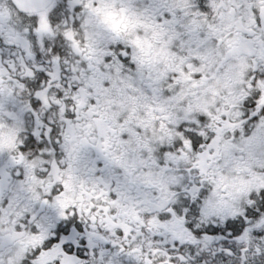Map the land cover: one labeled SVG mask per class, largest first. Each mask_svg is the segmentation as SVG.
Here are the masks:
<instances>
[{"label": "snow or ice", "instance_id": "obj_1", "mask_svg": "<svg viewBox=\"0 0 264 264\" xmlns=\"http://www.w3.org/2000/svg\"><path fill=\"white\" fill-rule=\"evenodd\" d=\"M0 264H264V0H0Z\"/></svg>", "mask_w": 264, "mask_h": 264}]
</instances>
